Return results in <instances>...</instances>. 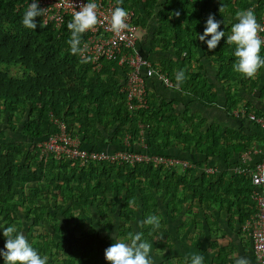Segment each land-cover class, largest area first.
Listing matches in <instances>:
<instances>
[{"label": "trees", "instance_id": "obj_1", "mask_svg": "<svg viewBox=\"0 0 264 264\" xmlns=\"http://www.w3.org/2000/svg\"><path fill=\"white\" fill-rule=\"evenodd\" d=\"M18 2L20 0H0V65L17 67L21 72L20 76H11L0 69V120L8 121L10 139L2 140L5 135L0 127V216L18 226L21 217L17 215V210L23 207V218L28 219L32 213L31 222L38 223L44 206H35L33 202L37 191L44 188L40 184L44 177L45 185H52V195L59 194L67 204L62 215L64 223L61 220L51 224L53 231L49 236L37 240L39 235H35L31 240L32 247L41 257L48 255L49 264H108L98 254V249L99 246H110L104 241L110 232L122 237H127L129 232H142L146 241L162 234V229L166 231L162 226L166 220L156 211L157 207V210L164 208L163 213L171 220L180 215L185 205L183 213L189 216L192 226L201 204L223 207L227 212L234 208L240 229L243 220L254 210V203L249 197L251 184L248 177L231 173L223 179L220 175L216 177L215 172L205 174L202 166H211L209 162L214 158L220 159L225 166L235 164L237 154L248 145L245 143L259 142L253 136L254 132H249L251 139H247L242 131V128L246 129L243 124L231 128L216 122L207 123L199 113L189 111L187 104L181 100L179 102L184 108L180 113L174 112L171 104L177 100L161 92L157 96L155 92H150L149 97L146 94L145 107L129 110L124 94L118 90L122 68L115 61H102L101 67L95 70L89 62L82 63L77 55L69 51V21L65 19L59 27L51 24L40 27L41 21L37 17V28L27 29L22 24L26 9L24 6L17 7ZM259 2L123 0L120 7L130 8L134 21L138 23L143 19L138 13L140 9L150 15V9L158 5L153 11V17L158 21L157 27L152 30L156 35L154 38L160 51H168L176 58L163 59L160 64L172 84L165 86L159 82L157 85L177 90L170 65L176 63L183 67L196 53L199 61H196L195 70L188 74L189 65L188 68L183 67L186 79L179 89L192 101L196 100L204 106L215 103L217 93L212 90L213 82H208L206 75L200 73L204 62L200 59L208 64L214 63L217 68L214 80L222 85L223 90L222 109L230 117V110L241 98L239 89L230 90L232 83L249 90L257 86L261 72V87L264 88V67L254 78L235 72L232 67L236 62L235 46L226 43L236 20L235 13L246 10L251 3L255 4L256 13ZM221 6L223 11H219ZM209 14L222 21L218 30L225 32V37L213 50L198 39L204 32ZM260 55L264 58L263 45ZM147 81L153 82L151 79ZM52 117L63 120L67 130L79 135L86 146L103 144L106 136L117 145L115 133L120 137L128 132L132 141L137 140L136 123L146 122V149L186 159L189 166L178 169L149 163L121 165L106 162L77 165L75 160L52 157L39 161L29 147L32 142L56 129L50 120ZM197 154L202 158L196 160ZM23 184H28V187L22 195ZM87 208L93 209L95 215L87 216L86 224H83ZM73 211H76L75 217ZM110 214L117 219L116 222ZM150 214L160 217L159 229L139 226L138 222ZM66 223L72 233H78V237L69 235ZM98 231H103V236L97 237ZM60 242L63 245L68 242V254L64 252L63 257L53 259L48 254L49 249L59 247Z\"/></svg>", "mask_w": 264, "mask_h": 264}, {"label": "built area", "instance_id": "obj_2", "mask_svg": "<svg viewBox=\"0 0 264 264\" xmlns=\"http://www.w3.org/2000/svg\"><path fill=\"white\" fill-rule=\"evenodd\" d=\"M95 2L98 5L97 15L99 23L95 28L85 32L82 45L87 44V56L91 57L92 69H99L102 61L113 60L122 69V83L118 90L124 94L125 105L129 110L146 106V80H156L165 86L172 83L169 78L146 55L136 48V42L144 33V28L134 21V14L130 8L128 12L129 28L117 36L110 31L108 20L115 7L120 6L117 0H38L41 8L47 9L40 18L42 24H51L59 27L66 19L70 21L72 14L80 10L82 4ZM31 0H20L18 6L27 9ZM255 4L251 3L247 9L254 11ZM257 22L264 26V0H260L257 12ZM237 21L235 20L234 23ZM264 39V31L259 33ZM264 46V45H263ZM79 59L81 57L77 55ZM234 116L242 114L248 121L262 129L263 143L250 144L237 154V162L232 168V173L246 175L251 184L249 193L254 203V210L245 218L240 229L250 239V250L255 264H264V117L252 111L237 108L232 111ZM56 127L52 132L32 142L30 149L36 154L39 161H46L48 157L54 159H71L77 165L87 162H106L121 165H134L136 163H149L153 166L165 168L175 167L183 169L189 166L186 159L169 156L159 152H150L146 149V122L137 121V140H131L128 132L123 133L117 145L107 147L103 145L86 146L79 135L72 134L66 128L63 120L50 118ZM215 167L207 166L204 171L213 173Z\"/></svg>", "mask_w": 264, "mask_h": 264}, {"label": "crops", "instance_id": "obj_3", "mask_svg": "<svg viewBox=\"0 0 264 264\" xmlns=\"http://www.w3.org/2000/svg\"><path fill=\"white\" fill-rule=\"evenodd\" d=\"M139 24V23H138ZM140 25V24H139ZM144 28V33L141 35L140 39L136 42V48L137 50L142 53L143 46L140 44L144 39H146V36H148V26L141 25ZM144 38V39H143ZM138 44V45H137ZM143 55H146L149 59H151L152 62L156 66H158L161 71L162 68L160 67V64H162V61L156 60V56H165V58L171 57L172 60H175L176 56L172 53H168V51H156L151 52V55L147 53H142ZM155 56V57H154ZM201 61V59H200ZM196 62V61H195ZM206 62V61H204ZM190 63V62H189ZM192 63V62H191ZM197 64V62H196ZM203 64V63H202ZM206 62V67H208L209 64H212L211 62ZM189 65V68L188 66ZM213 65V64H212ZM91 66V65H90ZM187 67V73H191L193 71L191 64H184L183 67ZM171 67V75H175L177 72L181 71L183 67L178 66L176 63H172ZM202 65V68L206 72V78H208V82H213V89L215 93H217V100L215 103L209 106H204L202 104H199V102L192 101L189 96H187L183 91L179 90H170L166 88H160L157 84H159L158 81L152 80V85L150 82L146 83V94L149 97L150 92H155L154 95L157 96L158 92H161L168 96L169 98H174L177 101L172 102L171 106H173V111L180 113L184 106H182L179 102V100L184 101L189 111H195L199 113L202 117L205 118V121L208 122H216L222 127H238L240 124H243L245 126L244 129L242 128V131L246 134L247 139H251L249 137V132H254L253 136L255 139L257 138L259 142L252 141L250 144H260V146L263 143V132L262 129L255 126L254 124L249 123L247 119L242 115H238L235 117L232 114V111L237 108H243L246 107L250 110L248 111H254L256 115H261L264 117V88L261 87V84L255 87L247 89H241L238 88L239 93L241 95L240 100L236 104L234 108L230 110L229 113L232 114V116L228 117L222 109L223 103H224V96H223V90L222 85L215 82L214 80V74L207 73L208 71H211V68L208 70ZM95 70V69H94ZM202 72V71H201ZM122 72H120V75ZM166 75V74H165ZM260 81L262 80L261 72L258 74ZM167 76V75H166ZM119 79V78H117ZM210 79V80H209ZM119 85L122 83V78L119 79ZM145 81V82H146ZM263 88V89H262ZM177 89V88H176ZM231 91H234L235 89L233 87H230ZM191 100V102H189ZM252 111V112H253ZM240 118V119H239ZM120 138V137H119ZM115 140L117 143L119 142V139ZM254 140V139H253ZM100 144V143H99ZM98 144V145H99ZM107 147H113L114 144L111 143L110 139L106 136L104 143ZM103 144H100L103 145ZM248 144V145H247ZM249 143H245L248 147L250 145ZM196 160H199L202 158L201 155L197 154L195 156ZM211 166L215 167V173L217 176H222L223 179L227 178L229 174L232 173V168L234 164H227L225 166L224 163L218 158H214L211 160ZM209 166V165H208ZM203 169L207 167V165L202 166ZM204 171V170H203ZM205 174H207L205 172ZM209 174V173H208ZM242 186V185H240ZM167 201V200H166ZM185 208V205L183 207V210ZM234 208H231L230 211H226L223 209V207H218L215 205H207V204H201L197 208V216L194 220L195 224L192 226L191 223H189V216L185 215L182 212L180 215H178L177 218L169 219L166 217V237H168V242H166V259H171L173 261H176L177 264H187L186 257H189L191 254H200L204 257V264H234V256H241L246 257L250 264H255V261L252 257L251 250H250V239L248 235L239 229V222L236 221ZM250 214V213H249ZM248 214V215H249ZM99 254V252H98ZM168 254V256H167ZM101 256L104 257V253H100ZM150 258L152 261L156 260L155 258V252L150 253ZM47 256L48 255H43ZM160 258V257H159ZM50 260L48 259L47 264H49ZM155 263V262H153ZM52 264V263H51Z\"/></svg>", "mask_w": 264, "mask_h": 264}, {"label": "clouds", "instance_id": "obj_4", "mask_svg": "<svg viewBox=\"0 0 264 264\" xmlns=\"http://www.w3.org/2000/svg\"><path fill=\"white\" fill-rule=\"evenodd\" d=\"M123 0H117L121 4ZM98 5L95 2H88L80 6L79 11L72 14V19L67 24L70 37L67 40L69 51L72 55H79L82 63L91 62V57L87 56V44L82 45V35L95 28L99 23L97 15ZM47 9L39 6L38 0H31L23 17L22 24L27 29L35 30L37 28L36 18L45 14ZM219 11H223V6ZM128 12L117 6L110 13L108 20L110 31L117 36L121 35L129 28L126 23ZM179 15V13H177ZM236 23L231 26V33L227 35L226 43L234 45V56L236 62L233 64V70L242 74L246 78H254L257 72L264 67V58L261 57V47L264 45V39H261L259 33L264 31V26L257 22L255 13L252 9L238 10L235 13ZM222 21H217L215 16L209 14L205 29L202 35L198 36L201 42H206L209 50L215 49L221 39L225 37V32L218 30ZM42 23L40 27H44ZM211 37L206 39V37ZM177 90L179 85L186 79L183 70L175 74ZM139 226H152L153 229H159L160 217L157 215H148L144 220L139 221ZM3 236L6 238L4 249H0V256L3 257L5 264H47L48 257H41L32 247L22 232H18L13 226L3 227ZM112 243L104 251V258L108 264H153L150 258L152 244L143 239L142 232H129L125 239H120L115 234L112 236ZM234 264H250L246 257L234 256ZM187 264H204V257L200 254H191L186 257Z\"/></svg>", "mask_w": 264, "mask_h": 264}, {"label": "rangeland", "instance_id": "obj_5", "mask_svg": "<svg viewBox=\"0 0 264 264\" xmlns=\"http://www.w3.org/2000/svg\"><path fill=\"white\" fill-rule=\"evenodd\" d=\"M159 1H162V0H159ZM157 6H154L152 9H150L151 10L150 12H152L150 15H147L146 13H144L142 11V9H140L138 11V13L141 14L142 17H143V19L141 21H139L138 23H142V25L145 24V26H148V30L147 31H149L148 32V36H146V39L143 38L144 40L140 44V46L141 45L143 46L141 51L144 54L147 53V54L151 55V52H153V55H154V52H156V51L159 52L158 43H157V41L154 38V37H156V35H154L153 32H152V30H155V27H157V22H158L156 20L157 18L153 17V14L155 13L153 11L157 8ZM165 56H162V57H160V56H156L155 57L154 56V57H155L156 60L158 59V60L161 61L163 59H166ZM188 61H190L189 64L192 65V69L195 70V65H196L195 61H199L198 58H197V54L195 53V57L194 58H189ZM201 61H205V60H203L201 58ZM202 65L204 67H206V62H203ZM206 68H208V70L211 68V71H208L207 73H212V72H215L217 70L216 65L214 63H213V65L209 64L208 67H206ZM0 69L1 70H6L8 72V74L11 75V76H20L21 75L20 70L17 67H14V66H5V65L1 64L0 65ZM162 72L165 73V71H163V70H162ZM200 73L206 75V72H205L204 69ZM206 77H208V76H206ZM206 80H208V78H206ZM234 84L235 83H232L231 86L234 89H238V87L234 86ZM260 84H262V82L261 81H257V85L259 86ZM0 127H2V129L4 130V135H5L2 140L3 141H10L9 132H8V129H9L8 121L0 120ZM115 136L118 139L119 134L115 133ZM2 140L0 139V141H2ZM40 184L44 188L39 189L37 191L36 199L33 202V204L35 206H38V205L40 207L44 206V208H42L40 210V212L42 214H41L40 219L38 220V223L34 224L33 222H31V217H32L31 214L32 213H30L28 215V219L25 220L23 218V212H22L23 211V207H19L18 210H17L18 211L17 215H19V217H21V220H20L21 224H19L18 226L15 224L14 221L13 222H7V221H5L2 218V216H0V249H4V245L6 243V238L3 236V227L13 226L14 225L17 228V231L18 232H22L26 236V238L29 241V243L32 244L31 240H32V238L35 235L36 236L39 235V237H37V240H41V239L49 236V234L53 231V229H51V224H53L55 222L60 223L61 220H62L61 223H64V219L62 218V215H63V212H64L65 207L67 206V204L64 202L63 198L59 194L55 193V196L52 195V185L51 184L45 185V178L44 177H42V180L40 181ZM27 187H28V184L21 185L20 193H22V195L26 192ZM157 208H156V211H158L159 214H162V219L164 218V220H166V213H163L164 208H159L158 210H157ZM73 215H74L73 217H75L77 215L76 211H73ZM89 215L94 217L95 211L93 209L87 208V210H85L84 216L82 218V219H84L83 224H86V217L89 216ZM111 217H112L114 222L117 221L116 218H113V215H111ZM72 219L73 218H71L69 220V223H71ZM99 221H101V218L99 219ZM99 223H101V222H99ZM65 226L67 227V230L69 231V235H71L72 238L73 237H78V233L77 232L72 233L71 229H70V226H68L67 223L65 224ZM162 226H164L166 228V222ZM162 232H163L162 234L154 236V238L146 239L147 242L152 244L151 253L155 252L156 260L153 261V262H155L153 264H177L176 261H173L171 259H166V242H168L169 240H168V237H166L165 229H162ZM59 234H61V232ZM114 234L116 235V232H110L109 237H105L104 238V241H106L105 244L107 246L111 245L112 243H114V240L112 239V236ZM98 236H103V231H98L97 232V237ZM117 237H119L120 239H125L126 235L124 237H122V236H117ZM67 243H65L63 245L60 242V246L59 247L52 246L49 249L50 253H48V254L50 256H52L53 259H57L58 260L59 258L63 257L65 255V253L68 254V247H67L68 245H67ZM105 249H106L105 247L99 246V249H98L99 254L100 253H104ZM167 256H168V254H167ZM3 263H4V259H3L2 256H0V264H3Z\"/></svg>", "mask_w": 264, "mask_h": 264}, {"label": "bare ground", "instance_id": "obj_6", "mask_svg": "<svg viewBox=\"0 0 264 264\" xmlns=\"http://www.w3.org/2000/svg\"><path fill=\"white\" fill-rule=\"evenodd\" d=\"M208 166V165H207ZM215 171V170H214Z\"/></svg>", "mask_w": 264, "mask_h": 264}]
</instances>
